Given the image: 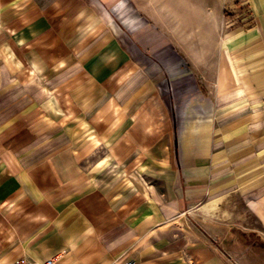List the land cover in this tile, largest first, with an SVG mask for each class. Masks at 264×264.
<instances>
[{
	"label": "crops",
	"instance_id": "1",
	"mask_svg": "<svg viewBox=\"0 0 264 264\" xmlns=\"http://www.w3.org/2000/svg\"><path fill=\"white\" fill-rule=\"evenodd\" d=\"M176 1L0 0V264H232L235 188L264 233V0Z\"/></svg>",
	"mask_w": 264,
	"mask_h": 264
},
{
	"label": "rangeland",
	"instance_id": "2",
	"mask_svg": "<svg viewBox=\"0 0 264 264\" xmlns=\"http://www.w3.org/2000/svg\"><path fill=\"white\" fill-rule=\"evenodd\" d=\"M178 4V1L170 0V5L172 7H178ZM250 11V2L248 0H225L222 4V20L225 26L237 25L238 23L241 24L243 20L242 16L248 15ZM189 45L191 44L188 42L187 46ZM200 53L201 52L193 50L187 51L189 59L197 58ZM208 57L210 58V56ZM137 167L138 171L136 169V171L133 172L139 181H143L140 176L142 175L141 170H144V168H141L140 165ZM122 174L124 175V172H122ZM130 179H128V183L135 182L134 179L131 181ZM205 199L206 198H202L198 200V202L186 204L175 217L177 221L183 222L185 228L189 232L194 233L196 230V220L198 222L201 221V212L198 210L200 206L198 204L205 201ZM224 200L230 202L229 206L231 210H221L220 207L218 209L217 205H215V209L218 210L213 212L218 220L217 224L219 226L220 241H218L217 245L224 254H229L232 264H258L260 261L264 263V258L262 260L259 259L260 252L264 254V233L260 232V225L256 212L253 210L249 211L246 207L244 208L241 190H238V188L220 197L219 202L222 203ZM215 203H217V201ZM210 213L211 212L208 210H204L203 212V214L208 216H210ZM223 238L224 241L222 240ZM248 255L251 256L250 259Z\"/></svg>",
	"mask_w": 264,
	"mask_h": 264
},
{
	"label": "built area",
	"instance_id": "3",
	"mask_svg": "<svg viewBox=\"0 0 264 264\" xmlns=\"http://www.w3.org/2000/svg\"><path fill=\"white\" fill-rule=\"evenodd\" d=\"M60 255H54L43 260H35L26 257H19L12 261L10 264H56ZM126 264H132L131 260L126 261Z\"/></svg>",
	"mask_w": 264,
	"mask_h": 264
}]
</instances>
